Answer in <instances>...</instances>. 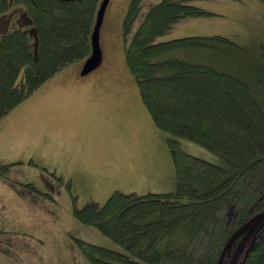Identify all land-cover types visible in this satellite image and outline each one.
<instances>
[{
  "label": "trees",
  "instance_id": "1",
  "mask_svg": "<svg viewBox=\"0 0 264 264\" xmlns=\"http://www.w3.org/2000/svg\"><path fill=\"white\" fill-rule=\"evenodd\" d=\"M13 1L0 0V17L10 15L0 30V119L63 67L90 55L102 2ZM190 1L159 0L141 18L144 0H132L123 22L125 38L133 32L126 61L155 124L221 161L191 154L170 136L173 190H115L102 205L75 206L80 222L119 245L76 237L84 264H230L245 232L231 240L233 234L264 211V35L157 40L181 18L209 13ZM9 165L0 164L1 175ZM260 224L234 264H264V219Z\"/></svg>",
  "mask_w": 264,
  "mask_h": 264
},
{
  "label": "rangeland",
  "instance_id": "2",
  "mask_svg": "<svg viewBox=\"0 0 264 264\" xmlns=\"http://www.w3.org/2000/svg\"><path fill=\"white\" fill-rule=\"evenodd\" d=\"M131 1L109 0L97 68L82 75L85 60L68 64L0 119V164H10L6 177L0 174V264H84L76 237L118 248L80 222L74 207L102 205L115 190H173L170 136L191 154L221 161L206 146L155 124L126 61L133 32L126 39L123 22ZM158 1L144 0L141 18ZM190 2L209 13L181 18L157 40L251 30L264 35L263 0ZM9 16L0 17V30Z\"/></svg>",
  "mask_w": 264,
  "mask_h": 264
},
{
  "label": "water",
  "instance_id": "3",
  "mask_svg": "<svg viewBox=\"0 0 264 264\" xmlns=\"http://www.w3.org/2000/svg\"><path fill=\"white\" fill-rule=\"evenodd\" d=\"M108 2L109 0H102L100 7L98 9L94 29L91 35L92 49H91L90 55L85 59L83 63V67L81 70L82 75L88 74L89 72L97 68L103 61V52H102V48L100 44V30H101L102 23L104 21V15L106 12ZM263 219H264V211L260 212L255 217L251 218L249 221H247L245 224L240 226L235 231L231 240L235 238L241 232H245V234L243 235V238L240 241L230 264H234L236 258L238 257V254L240 252L243 242L254 232V230H258L261 227L262 224L260 223ZM230 241L224 247L221 257H224L225 252L227 251L230 245ZM219 263H221V260H219ZM242 264H245V259L243 260Z\"/></svg>",
  "mask_w": 264,
  "mask_h": 264
},
{
  "label": "flooded vegetation",
  "instance_id": "4",
  "mask_svg": "<svg viewBox=\"0 0 264 264\" xmlns=\"http://www.w3.org/2000/svg\"><path fill=\"white\" fill-rule=\"evenodd\" d=\"M7 22H9V20H7Z\"/></svg>",
  "mask_w": 264,
  "mask_h": 264
}]
</instances>
